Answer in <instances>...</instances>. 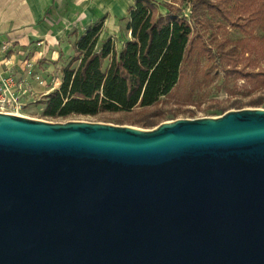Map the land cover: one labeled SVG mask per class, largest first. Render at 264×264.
<instances>
[{"label":"water","instance_id":"1","mask_svg":"<svg viewBox=\"0 0 264 264\" xmlns=\"http://www.w3.org/2000/svg\"><path fill=\"white\" fill-rule=\"evenodd\" d=\"M0 264H264V108L153 129L0 112Z\"/></svg>","mask_w":264,"mask_h":264},{"label":"trees","instance_id":"2","mask_svg":"<svg viewBox=\"0 0 264 264\" xmlns=\"http://www.w3.org/2000/svg\"><path fill=\"white\" fill-rule=\"evenodd\" d=\"M219 22L241 31L264 25V0H136L126 27L131 36L121 49L112 40L99 44L103 21L77 39L78 55L72 58L77 66L67 67L60 88L43 96L44 115L64 119L137 110L142 117L136 123L155 128L180 112L163 107L166 101L207 97L213 71L225 74L230 92L231 79L264 85V69L250 70L251 62L264 60V37H219ZM263 103V98L250 101ZM242 107L236 99L213 112Z\"/></svg>","mask_w":264,"mask_h":264},{"label":"crops","instance_id":"3","mask_svg":"<svg viewBox=\"0 0 264 264\" xmlns=\"http://www.w3.org/2000/svg\"><path fill=\"white\" fill-rule=\"evenodd\" d=\"M135 1L0 0V75L25 79V104L60 88L62 60L78 55L74 43L97 23L103 21L100 45L112 40L123 47L131 36L126 27ZM29 64L44 85L28 76Z\"/></svg>","mask_w":264,"mask_h":264},{"label":"rangeland","instance_id":"4","mask_svg":"<svg viewBox=\"0 0 264 264\" xmlns=\"http://www.w3.org/2000/svg\"><path fill=\"white\" fill-rule=\"evenodd\" d=\"M167 0H162L161 3H164ZM170 1V0H168ZM189 5H185L186 15H190ZM163 11H166L163 9ZM215 32L218 33L219 37H230L234 40L239 39H249V37H264V25L255 24L249 27L248 31H241L235 28L228 26L225 23L219 22L215 29ZM77 57V56H75ZM64 63L61 65L62 72L67 67H76L77 63L72 58L70 60H62ZM43 64V63H42ZM108 64V62H107ZM106 64V65H107ZM264 69V60H261L258 57L254 62H251L250 70L254 72H259ZM62 73V77H63ZM41 75V74H40ZM43 78V76H42ZM214 84L210 89V94L203 98V100L196 99L194 102L183 103L178 100H169L165 102L163 107L168 109H178L180 112L177 115L178 118H203V117H217L222 114L219 112H213V110L218 106L229 105L232 101L239 99L243 102V107L241 109H254V108H264V103L256 106L250 104V101L258 98L264 99V85L256 86L253 82H245L240 80L238 84L231 79L228 87L232 92L225 90L227 89L225 81V74L220 71L216 73L213 71ZM44 79V78H43ZM62 84V83H61ZM225 87V88H224ZM26 102V100H25ZM44 98L40 95L35 101L26 103V106L20 111V115L26 116L29 118L47 120L51 122H69V121H89V122H98V123H107L120 126H134L142 129H153L143 127L136 123L142 115L137 110L132 112H118V113H101L98 116H71L68 118H58L51 119L44 115ZM237 108H232L234 110ZM194 112L193 117H190V112ZM174 120V119H173ZM170 121V120H166ZM165 122V121H164Z\"/></svg>","mask_w":264,"mask_h":264},{"label":"built area","instance_id":"5","mask_svg":"<svg viewBox=\"0 0 264 264\" xmlns=\"http://www.w3.org/2000/svg\"><path fill=\"white\" fill-rule=\"evenodd\" d=\"M29 64L28 76L36 80L40 85L45 84L42 75L36 73L34 68ZM24 81H20L12 74L0 75V112L20 115V111L26 106L25 102L21 100V96L27 93L24 89Z\"/></svg>","mask_w":264,"mask_h":264}]
</instances>
